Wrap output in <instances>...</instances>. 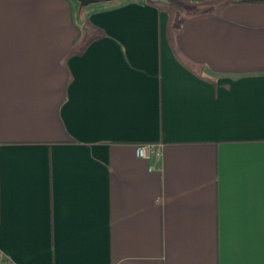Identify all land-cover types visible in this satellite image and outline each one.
<instances>
[{
	"label": "crops",
	"instance_id": "0c3cea01",
	"mask_svg": "<svg viewBox=\"0 0 264 264\" xmlns=\"http://www.w3.org/2000/svg\"><path fill=\"white\" fill-rule=\"evenodd\" d=\"M94 3L0 0V264H264V0Z\"/></svg>",
	"mask_w": 264,
	"mask_h": 264
},
{
	"label": "built area",
	"instance_id": "2783aa9c",
	"mask_svg": "<svg viewBox=\"0 0 264 264\" xmlns=\"http://www.w3.org/2000/svg\"><path fill=\"white\" fill-rule=\"evenodd\" d=\"M135 155L139 158H159L161 156L160 144H137L135 146Z\"/></svg>",
	"mask_w": 264,
	"mask_h": 264
},
{
	"label": "water",
	"instance_id": "95a60500",
	"mask_svg": "<svg viewBox=\"0 0 264 264\" xmlns=\"http://www.w3.org/2000/svg\"><path fill=\"white\" fill-rule=\"evenodd\" d=\"M75 1L78 2L80 7H84V6H87V5L91 4V3L97 2L99 0H75Z\"/></svg>",
	"mask_w": 264,
	"mask_h": 264
},
{
	"label": "rangeland",
	"instance_id": "374dc122",
	"mask_svg": "<svg viewBox=\"0 0 264 264\" xmlns=\"http://www.w3.org/2000/svg\"><path fill=\"white\" fill-rule=\"evenodd\" d=\"M71 2H72L73 4H75L76 7H79V4H78L77 1H75V0H71ZM165 2H166V4L169 5V7H170V6H171L170 4H171V3H174V0H165ZM94 5H95V3H94V4L91 3L90 5H87V6H94ZM84 37H85V36H84Z\"/></svg>",
	"mask_w": 264,
	"mask_h": 264
},
{
	"label": "trees",
	"instance_id": "16d2710c",
	"mask_svg": "<svg viewBox=\"0 0 264 264\" xmlns=\"http://www.w3.org/2000/svg\"><path fill=\"white\" fill-rule=\"evenodd\" d=\"M104 1H109V0H104ZM4 264H8V261H6Z\"/></svg>",
	"mask_w": 264,
	"mask_h": 264
}]
</instances>
